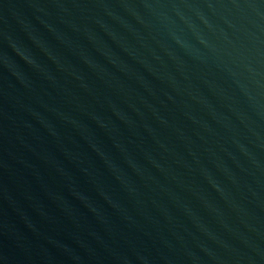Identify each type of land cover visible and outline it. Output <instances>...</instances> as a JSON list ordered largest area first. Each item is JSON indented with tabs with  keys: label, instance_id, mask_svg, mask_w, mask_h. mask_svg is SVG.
I'll return each mask as SVG.
<instances>
[{
	"label": "water",
	"instance_id": "water-1",
	"mask_svg": "<svg viewBox=\"0 0 264 264\" xmlns=\"http://www.w3.org/2000/svg\"><path fill=\"white\" fill-rule=\"evenodd\" d=\"M0 264H264V0H0Z\"/></svg>",
	"mask_w": 264,
	"mask_h": 264
}]
</instances>
